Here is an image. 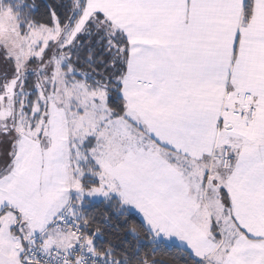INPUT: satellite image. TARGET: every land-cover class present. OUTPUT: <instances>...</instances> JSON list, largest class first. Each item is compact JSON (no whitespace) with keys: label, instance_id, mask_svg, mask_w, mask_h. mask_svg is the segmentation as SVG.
<instances>
[{"label":"snow or ice","instance_id":"1","mask_svg":"<svg viewBox=\"0 0 264 264\" xmlns=\"http://www.w3.org/2000/svg\"><path fill=\"white\" fill-rule=\"evenodd\" d=\"M0 264H264V0H0Z\"/></svg>","mask_w":264,"mask_h":264}]
</instances>
